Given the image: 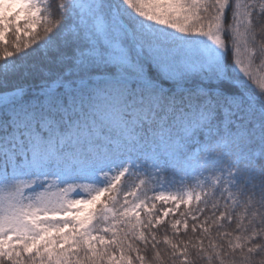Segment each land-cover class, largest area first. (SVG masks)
<instances>
[{
    "label": "snow or ice",
    "instance_id": "obj_1",
    "mask_svg": "<svg viewBox=\"0 0 264 264\" xmlns=\"http://www.w3.org/2000/svg\"><path fill=\"white\" fill-rule=\"evenodd\" d=\"M0 264H264V0H0Z\"/></svg>",
    "mask_w": 264,
    "mask_h": 264
},
{
    "label": "trees",
    "instance_id": "obj_2",
    "mask_svg": "<svg viewBox=\"0 0 264 264\" xmlns=\"http://www.w3.org/2000/svg\"><path fill=\"white\" fill-rule=\"evenodd\" d=\"M25 83H33V81L28 80V81H25ZM36 83H38V81H36ZM176 187H180V185H177ZM149 255H150V254H149Z\"/></svg>",
    "mask_w": 264,
    "mask_h": 264
},
{
    "label": "rangeland",
    "instance_id": "obj_3",
    "mask_svg": "<svg viewBox=\"0 0 264 264\" xmlns=\"http://www.w3.org/2000/svg\"><path fill=\"white\" fill-rule=\"evenodd\" d=\"M177 188H179V187H177Z\"/></svg>",
    "mask_w": 264,
    "mask_h": 264
}]
</instances>
